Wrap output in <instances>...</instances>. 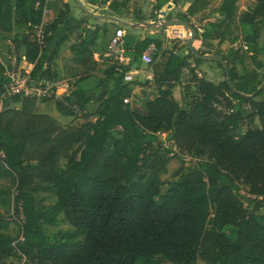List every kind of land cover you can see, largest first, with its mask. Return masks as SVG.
Masks as SVG:
<instances>
[{
  "label": "trees",
  "instance_id": "obj_1",
  "mask_svg": "<svg viewBox=\"0 0 264 264\" xmlns=\"http://www.w3.org/2000/svg\"><path fill=\"white\" fill-rule=\"evenodd\" d=\"M56 1L64 10L57 16L48 12L39 46L33 29L45 0H0V33L20 31L13 42L23 50L19 58L33 65V85L56 80L52 70L56 52L47 55L45 46L68 11L64 0ZM110 1L89 0L101 5ZM237 2L223 0L218 10L221 19L206 22V29L202 34L196 31L195 39L227 41L236 22ZM254 2L237 17L239 24L253 28L263 23L264 0ZM207 5V0H193L186 15ZM83 23L80 20L68 31ZM116 28L120 26H102L94 33L100 29L115 33ZM110 38L105 37L106 45ZM237 41L231 38L230 43ZM94 43L92 36L70 46L77 63L92 61ZM244 44V51L253 53L255 69L239 76L222 59L233 88L249 95L264 78L257 73L262 64L256 60L260 51L255 36L244 38ZM162 45L156 36H148L126 49L136 61L151 46L161 50ZM190 57L195 63L201 61ZM187 59L166 51L164 63L152 69L157 94L141 106L125 102L132 90L122 77L101 95L91 114L84 113L90 99L78 88L63 100L0 99V177H9L14 184V211L22 216V241L14 243L5 232L8 223L0 211V264L18 254L22 264H264V212H258L264 208V99H258L264 88L251 99L243 98L225 79L215 85L191 73L183 91L192 85V98L188 102L183 95L185 106H181L172 90L179 85L182 70L189 67ZM128 70L129 66L122 68ZM4 83L0 62V95ZM38 102L52 103L65 117L79 113L83 123L62 126L50 115L38 113ZM159 134L169 137V147L156 140ZM173 147L206 163L181 164L163 190L162 176L172 159L179 157ZM62 160L65 170L60 168ZM241 191L260 204L253 209L244 206ZM39 194H52L55 203L44 206ZM58 215L73 230L50 242L41 225H53Z\"/></svg>",
  "mask_w": 264,
  "mask_h": 264
},
{
  "label": "rangeland",
  "instance_id": "obj_2",
  "mask_svg": "<svg viewBox=\"0 0 264 264\" xmlns=\"http://www.w3.org/2000/svg\"><path fill=\"white\" fill-rule=\"evenodd\" d=\"M190 0H111L106 5H98L96 12L103 14V15H109L120 19H126L128 21H131L133 23H136V25L140 28V37L146 38L148 36H156L159 38L163 45L161 47V50H154L153 46H151L147 52L150 53L152 63L150 65H144L141 62V59H137L136 61H133V56L130 57L131 60L134 62V68H142L144 73H149L151 70H155L159 66H161L164 63L165 60V53L167 50H173V52L186 56L189 60L193 61V59L190 57V52L186 48V40L189 38V33L186 31L182 26L177 25H170L167 26L164 24L167 20H185L189 24H191L195 30L202 34L203 31L206 29V22L210 20H220L221 17L218 14V10L223 2V0H207L208 5L202 9L197 11L192 16L186 15V10L188 8V3ZM73 3V1L71 0ZM74 4V3H73ZM255 2L254 0H238L236 3L237 5V11H236V22L232 24V35L229 36V39L227 42L229 43L231 38H238L237 46L240 48L238 49V57L242 58L243 60H249L251 58V55H248V51H244L241 46L244 43V38L248 36H255L258 27L255 23L254 27H247L245 25H241L237 22V17L243 13L249 10L254 6ZM49 5H47V8L49 10ZM186 15V16H185ZM185 17V18H183ZM109 24H115L118 25L112 21H107ZM119 26V25H118ZM127 26V25H126ZM126 35L128 34L129 30L125 31V28L120 27ZM130 33V32H129ZM125 38L124 40H128L129 38ZM17 36V33L9 34V35H0V59L2 62L7 61L8 54H9V48L7 46V39L13 40ZM197 38V35H196ZM209 42L207 40L198 39L194 40L192 42V47L194 50L199 52L200 54L204 52H207L206 45H208ZM16 46V45H15ZM20 49L16 46V53L17 55H20ZM121 68L122 66L113 63L110 65H107L104 69V75H106L105 79L101 82V84L104 83V81L108 79H113V81L116 78L122 77V72H116L115 69ZM144 73H143V81L144 79ZM183 75L181 76V82L180 85V95L188 102L192 98V92L193 86L190 85L191 89L189 91H183V87L187 84V82L192 80V75L187 69L186 71H182ZM84 74H81L80 77H84ZM264 77V75H262ZM223 79V77H222ZM80 81V80H79ZM101 81V80H100ZM153 82V80L151 81ZM78 80L75 82V86L77 85ZM64 86H68L65 82L62 83ZM154 91L146 90L145 97L143 98L141 95H134V101L133 103L136 106H141L145 100H147L149 97L155 96V91L157 90L156 84H154ZM147 89V88H146ZM61 92V91H59ZM179 92H176V95L178 96ZM50 98V97H48ZM259 100L264 99V93L258 98ZM181 106H185L184 103H181ZM11 107H15L14 104H11ZM91 110V113L94 112L93 106L88 107ZM39 112L45 111L47 113H54L55 110L53 109L52 103L44 104L39 102L38 110ZM245 113L246 110H243ZM58 119H61L62 115H59L57 112L54 113ZM79 114V113H78ZM80 119V120H78ZM68 120V121H67ZM81 122V118L77 115L75 118H68L66 119V122L64 123L65 126L76 124L78 125ZM255 125L259 126L258 121L255 120ZM254 126V125H253ZM246 128L242 127L241 132H243ZM156 140L162 142L165 147H169L171 143L169 142V137H167L165 134H159L155 135ZM205 160L199 159V160H193L192 156H188L187 158L179 156L178 158L172 159L170 164L167 168V174L162 176L163 180V187L162 189L165 190L169 184V181L171 180L172 173L178 169L181 164H184V166H191V165H198L203 166L205 164ZM60 168L62 170H65L66 168V162L62 160L60 162ZM14 197H15V187L12 183L11 179L7 176L0 177V211L2 213L3 218L8 223L7 230L5 231L7 235H9L13 242L16 243L21 237V219L22 216H17L14 211ZM39 198H44L43 205L44 206H50L55 203V196L52 194H39ZM241 200L244 204V206L253 209L254 206H258L260 204V201L258 199H255L253 197H250L245 192L241 191ZM258 212L262 213L264 212V208L259 209ZM43 232L47 236L48 240L50 242H55L60 239L61 235L72 231V227L68 225V223L63 219L62 215H58L55 219V223L53 225H48L43 223L41 225ZM23 258L19 257L18 255L12 256L8 259H6L5 264H22Z\"/></svg>",
  "mask_w": 264,
  "mask_h": 264
},
{
  "label": "crops",
  "instance_id": "obj_3",
  "mask_svg": "<svg viewBox=\"0 0 264 264\" xmlns=\"http://www.w3.org/2000/svg\"><path fill=\"white\" fill-rule=\"evenodd\" d=\"M80 1L84 5V7L89 11H91L92 13L97 15H103L95 11L97 9V6L101 4H91L89 0H80ZM64 2L68 5V11L66 13V17L63 19L62 23L58 25V27L51 33L52 39L45 46L47 55L51 54L54 51L56 52V55L52 63L53 64L52 70L56 74V80L51 84H56L58 88H61L64 87L62 83L65 82L68 85L66 87L70 91L77 88L80 89L85 94V96L90 99L89 103L85 106L84 113L91 114V110L88 107L93 106L94 107L93 110L95 111L100 104L101 95L109 92L113 87L114 81L111 78L104 81L103 84H101V82L106 78L103 69L107 65L114 63V60L113 61L109 60L104 56L107 47V45L105 44V37L107 36L113 37L114 29L110 30L109 32L100 29V31L95 34L94 32L96 31V28H102V26H110L111 24H109L106 20H97L90 18L89 16H86L75 4L71 2V0H64ZM192 2L193 0H190L188 5H190ZM47 5L50 6L48 11L53 13L54 16H57L60 10H64L62 5L59 4L56 0H47ZM80 20H84L85 23L81 24L75 31L69 32L68 30L72 29ZM120 20L128 24V26H123V28H125V31L129 30L130 32V33L128 32L127 35L125 33L126 38H129L128 40H124L125 49L132 48L136 42L144 39L143 37H140L139 34L140 28L138 25H136V23H133L126 19H120ZM257 27H258V31L255 35V44L257 50H259L260 53L256 55V60L262 64V68L257 70V73L259 75V79H261L264 78L262 77V75H264V21L263 23L257 24ZM19 32H20L19 30L13 29V31L9 34H14ZM9 34L0 33V35H5V36ZM92 36L95 37V43H94L95 48L92 50V61L85 65L77 63L74 59L73 53L69 49L70 46L76 44L77 42H80L81 40L89 41L90 39H92ZM208 42H209L208 45L210 46L209 47H207L208 45L205 46L207 52H204V54H212L220 58H226L230 62L229 67L234 66L235 71L239 76H243L248 71H251L256 68L255 63L251 58L249 60L243 61L242 58L238 57V53H235V51H237L240 48L239 46H237V42L233 44H231L230 42L228 43L227 41L219 42L218 40L208 41ZM56 44L58 45L57 47ZM22 53L23 50L20 51V55H22ZM20 55H18V58ZM248 55H251L252 57L253 53L248 52ZM132 56H133L132 52L126 49L125 63L120 65L122 66V68L129 66V70L125 72H128L134 78V81L130 84V88L132 90V94L130 97V104L135 105L133 103L134 95L142 94L144 98L145 97L144 93L146 92V90H150L152 92L154 91L153 90L154 85L153 82H151L153 80L154 73L153 70H151V72L149 73L148 72L144 73L142 68H134V62H132L130 58ZM19 60H21L20 62L21 67H23L27 71L32 70L33 65L26 62L22 58V56L21 58H19ZM0 61L2 62L1 59ZM187 62L189 63V67L184 68L182 71H186L187 69H189L190 73L196 75L197 78L204 79L205 81L211 82L215 85H217L218 83L222 82L225 79L223 76V70L214 61L201 60L199 63H195L194 61L187 59ZM90 67L94 69L93 71L89 72L87 68ZM115 71L116 72L121 71L122 73H124L121 70V68H117V67ZM143 73H144L145 82L143 81ZM81 74H84L83 75L84 77H80ZM181 76H180V82H181ZM81 78H85V79L80 80ZM76 80H78L77 83L78 87L75 86ZM180 89H181L180 85L176 86L172 90V95L175 98V100L181 104ZM177 91L179 92L178 96L176 95ZM155 93L157 94V90L155 91ZM153 97L154 96L149 97L148 99H152ZM38 106H39V102L37 104L36 111L38 110ZM15 107H19V106L15 105ZM53 109L55 110L54 106ZM37 112L50 115L62 126H65L64 123L66 122V119L68 118L73 119V117H65V116H62L61 119H58L54 114L56 110L54 113H47L45 111H41V112L37 111ZM77 115L79 116V114ZM81 123H83L82 118H81V122L78 125H80ZM78 125L71 124L68 126H78Z\"/></svg>",
  "mask_w": 264,
  "mask_h": 264
},
{
  "label": "built area",
  "instance_id": "obj_4",
  "mask_svg": "<svg viewBox=\"0 0 264 264\" xmlns=\"http://www.w3.org/2000/svg\"><path fill=\"white\" fill-rule=\"evenodd\" d=\"M47 0L41 8V19L38 25L33 29V40L39 46L43 44V37L46 28V16L48 14ZM125 32L121 28H116L114 36L109 40L106 52L104 56L109 60H114V63L124 64L125 63V41H124ZM7 46L9 48V54L7 61L1 62L4 68V77L5 83L3 86V91L0 95V99L4 100L12 96H25V97H35L38 100L48 97H53L56 100H63L67 98L70 94V90L64 86L58 88L56 84H51L47 80H42V82L33 85L30 79V71L25 70L20 66L21 60H19L16 53V47L11 39H7ZM243 50H247L245 44L242 46ZM141 62L144 65H150L152 59L150 53L145 51L142 53ZM121 73V71H119ZM122 80L125 83H132L134 78L128 72L122 73ZM61 91V92H59ZM126 103L130 104V98L125 100ZM178 156L187 158L190 155L178 153V151L173 147L172 148ZM191 157V156H190ZM193 160H199L200 158L193 157ZM22 241V235L18 242Z\"/></svg>",
  "mask_w": 264,
  "mask_h": 264
},
{
  "label": "water",
  "instance_id": "obj_5",
  "mask_svg": "<svg viewBox=\"0 0 264 264\" xmlns=\"http://www.w3.org/2000/svg\"><path fill=\"white\" fill-rule=\"evenodd\" d=\"M73 3L86 15L89 16L90 18L93 19H97V20H106V21H112L116 24H118L119 26H128V24H126L125 22H123L122 20H120L119 18L113 17V16H108V15H97L92 13L91 11H89L88 9H86L84 7V5L82 4V2L80 0H72ZM165 25L170 26V25H177V26H182L186 31H188L189 33V38L186 40V48L187 50L190 52V54L192 56H194L195 59L197 60H210V61H214L218 64H220L223 68L224 74H225V82L227 84V86L236 94H238L239 96L243 97V98H248L251 99L253 97H255L256 94H258L263 88H264V81L258 86V88L256 89V91L252 94H243L240 92H237L234 88L233 85L230 81V77H229V68L228 65L226 64V62L215 55L212 54H199L196 50H194V48L192 47V42L195 40L197 32L195 30V28L189 24L188 22L184 21V20H178V19H173V20H167L164 22ZM181 112H183V110H181Z\"/></svg>",
  "mask_w": 264,
  "mask_h": 264
}]
</instances>
